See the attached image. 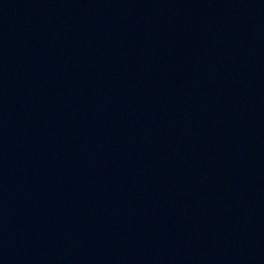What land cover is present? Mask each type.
<instances>
[{"label":"water","instance_id":"95a60500","mask_svg":"<svg viewBox=\"0 0 264 264\" xmlns=\"http://www.w3.org/2000/svg\"><path fill=\"white\" fill-rule=\"evenodd\" d=\"M0 264H264V0H0Z\"/></svg>","mask_w":264,"mask_h":264}]
</instances>
